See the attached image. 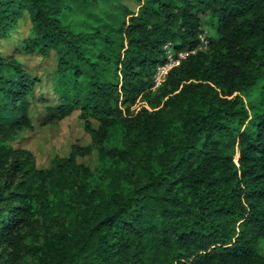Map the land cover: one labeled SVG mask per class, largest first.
<instances>
[{
  "label": "trees",
  "instance_id": "trees-1",
  "mask_svg": "<svg viewBox=\"0 0 264 264\" xmlns=\"http://www.w3.org/2000/svg\"><path fill=\"white\" fill-rule=\"evenodd\" d=\"M116 1L0 0V45L29 22L0 49V264H264V0L71 18ZM168 43L195 52L153 88ZM73 111L87 142L16 146Z\"/></svg>",
  "mask_w": 264,
  "mask_h": 264
},
{
  "label": "rangeland",
  "instance_id": "rangeland-1",
  "mask_svg": "<svg viewBox=\"0 0 264 264\" xmlns=\"http://www.w3.org/2000/svg\"><path fill=\"white\" fill-rule=\"evenodd\" d=\"M136 2L134 0H117L112 3L109 9L106 11V22L100 23L99 16L96 15L94 9L86 10L79 8L74 10L71 13V18L83 17L88 18L93 22L99 23L102 29L114 21L120 20L122 18V11L124 8L135 9ZM29 26L28 19L20 21L18 25V30L14 33V36L10 40H1L0 49L6 54H15L16 50L14 48V39L23 38L27 32ZM215 20L206 19L202 25L203 32L199 34L200 38H203L206 41V45L203 44L198 47V50H206L208 46V38H214L215 34ZM169 44V43H168ZM164 45V50L166 54V59L168 56H177L170 49V44ZM21 59H24L21 53H16ZM174 58V57H173ZM33 72L38 75H41L43 72L42 62L37 56H32L29 59L25 60ZM157 70V69H156ZM155 88V87H153ZM145 105V102L138 100L132 108H139L140 106ZM28 139L21 140L16 143V146H21L25 148H30L37 159V164L39 166L46 165L49 158L53 156L54 153H64L68 149V145L71 142H81L85 143L89 140L88 135L84 132L82 128L81 121L78 119V112L73 111L72 114L65 117L58 124L44 128L40 125H37L34 130L28 131L26 133Z\"/></svg>",
  "mask_w": 264,
  "mask_h": 264
},
{
  "label": "built area",
  "instance_id": "built-area-1",
  "mask_svg": "<svg viewBox=\"0 0 264 264\" xmlns=\"http://www.w3.org/2000/svg\"><path fill=\"white\" fill-rule=\"evenodd\" d=\"M200 38V37H199ZM206 45V41L203 40V38H200V45ZM169 46V44H168ZM198 46V47H199ZM198 50V48H197ZM195 51H187V50H182L178 52L176 55L177 56H168L166 59V62L163 65H160L157 67L156 73L154 75V87H159L165 80V77L173 66H177L182 59H184L189 53H194ZM174 57V58H173Z\"/></svg>",
  "mask_w": 264,
  "mask_h": 264
}]
</instances>
